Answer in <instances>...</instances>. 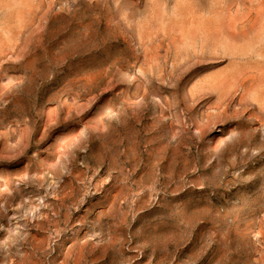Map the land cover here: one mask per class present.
<instances>
[{
    "label": "rangeland",
    "instance_id": "374dc122",
    "mask_svg": "<svg viewBox=\"0 0 264 264\" xmlns=\"http://www.w3.org/2000/svg\"><path fill=\"white\" fill-rule=\"evenodd\" d=\"M0 264H264V0H0Z\"/></svg>",
    "mask_w": 264,
    "mask_h": 264
}]
</instances>
